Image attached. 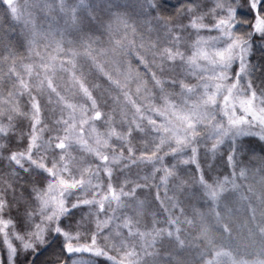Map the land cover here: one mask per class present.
<instances>
[{"label":"snow or ice","instance_id":"6c2138e0","mask_svg":"<svg viewBox=\"0 0 264 264\" xmlns=\"http://www.w3.org/2000/svg\"><path fill=\"white\" fill-rule=\"evenodd\" d=\"M0 264H264V0H0Z\"/></svg>","mask_w":264,"mask_h":264},{"label":"trees","instance_id":"16d2710c","mask_svg":"<svg viewBox=\"0 0 264 264\" xmlns=\"http://www.w3.org/2000/svg\"><path fill=\"white\" fill-rule=\"evenodd\" d=\"M13 36L15 38L16 34H13ZM131 59L133 60V64H135L136 63L135 57H132Z\"/></svg>","mask_w":264,"mask_h":264}]
</instances>
